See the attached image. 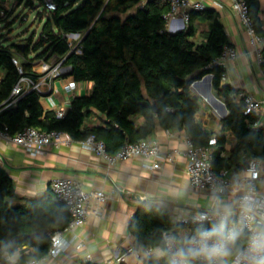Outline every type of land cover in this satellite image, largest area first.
I'll use <instances>...</instances> for the list:
<instances>
[{
	"label": "trees",
	"instance_id": "trees-1",
	"mask_svg": "<svg viewBox=\"0 0 264 264\" xmlns=\"http://www.w3.org/2000/svg\"><path fill=\"white\" fill-rule=\"evenodd\" d=\"M245 1L255 32L264 37L258 15L259 0ZM54 3L56 8L45 16L37 37L32 33L13 42L0 33L1 131L14 134L26 126L46 131L62 129L74 140L93 133L112 153L128 142L149 137L160 125L167 130H183L195 145H205L215 136L216 170H239L250 158H264V124L252 126L257 117L244 113L243 105L235 100L239 90L222 81L225 70L215 63L223 47L231 45L216 13L202 10L190 13V18L202 15L209 23L203 39L196 41L191 24L176 32L168 31L164 16L169 6L164 0H54ZM25 5L33 7L32 0H26ZM14 11L0 4V25L9 28L16 19ZM76 33L81 34L80 54L70 52L67 38L68 34ZM53 56L63 60V65L69 67L67 74L75 81L90 82V92L74 96L61 118L56 117L55 110L42 107L41 94L36 90L24 92L11 103V93L19 78L37 77L33 66ZM13 57L19 60L23 74L18 72ZM262 57L264 66V47ZM208 73L212 75L214 94L223 99L227 109L220 121V133L207 130L197 120L201 101L190 89L194 79ZM95 112L104 116L102 124L87 125ZM137 116L143 117L141 124L136 122ZM226 130L235 138V144L222 154L226 143L222 132ZM68 219L65 204L56 201L51 190L33 198L18 197L12 177L0 166V264L40 259L50 248L51 234L63 228ZM172 225L165 205L142 202L136 207L128 223L132 244L159 252L145 258L144 264H174L163 236ZM213 226L191 224L193 231ZM17 251L15 261L3 258L4 253Z\"/></svg>",
	"mask_w": 264,
	"mask_h": 264
},
{
	"label": "crops",
	"instance_id": "crops-1",
	"mask_svg": "<svg viewBox=\"0 0 264 264\" xmlns=\"http://www.w3.org/2000/svg\"><path fill=\"white\" fill-rule=\"evenodd\" d=\"M200 1L204 6L202 11L217 14L228 41L237 52L236 58L223 67V82L264 100V66L257 62L243 25L225 0ZM10 2L12 1L0 0L3 6ZM258 15L264 30V0H259ZM188 24L194 28L193 39L202 40L209 27L202 15H192L188 22H184L183 28L180 19L167 29L170 32L179 28L182 30ZM66 76L69 77L62 75L55 78L52 89L41 95L40 102L44 109L68 108L74 96L90 92V82H78L74 92L66 93L63 90ZM190 89L201 101V108L196 114L197 120L207 130L220 133L224 109L221 99L214 95L212 78L209 80L204 75L199 82L191 83ZM103 119L102 114L95 112L86 124H102ZM136 122L141 124L143 117L137 116ZM183 133L180 129L167 130L160 125L156 126L149 138L156 140L162 151H178L171 162L161 161L160 167L156 169L142 168L141 157L108 164L102 157L84 148L79 140H73L70 144L50 145L44 154L31 155L0 136V166L12 177L18 197L33 198L42 195L50 190V182L58 177H71L83 189L102 190L107 195L106 201L101 205L91 202V211L84 225L66 234L69 237L75 233L84 247L75 249L72 246L57 257H48L39 264H113L117 250H124L133 242V237L128 232V223L136 207L142 202L165 205L172 221L179 220L193 210L232 206L231 197L214 198L205 191L192 188L186 173ZM222 134L226 138L225 150L222 151L225 154L234 146L235 138L228 130ZM95 209L97 212H93ZM88 254L90 259L86 258ZM11 255L10 261H15L19 253L17 251ZM132 262L133 256L128 255L127 264Z\"/></svg>",
	"mask_w": 264,
	"mask_h": 264
},
{
	"label": "built area",
	"instance_id": "built-area-1",
	"mask_svg": "<svg viewBox=\"0 0 264 264\" xmlns=\"http://www.w3.org/2000/svg\"><path fill=\"white\" fill-rule=\"evenodd\" d=\"M164 1L169 6L164 16L167 27L180 19L183 23L188 22L192 11H200L204 8L200 0ZM225 1L243 25L248 35V42L256 54V60L261 64L263 60L264 37L255 32L246 1ZM41 3L46 13L56 8L54 0H42ZM1 14H3V10H1ZM67 38L71 47L70 52L74 51L80 54L79 41L81 34H68ZM236 56L237 52L235 48L231 45H225L215 63L224 67L226 63L233 61ZM12 61L16 65L18 72L23 74V68L19 60L13 57ZM68 70L69 67L63 65V60L54 56L50 60L37 62L33 66V71L38 76L22 75L13 87L11 103L16 101L17 96L22 95L28 90H36L41 95L45 91L51 90L53 80L62 77V75H68ZM224 79L225 75H223L222 81ZM77 84L78 82L69 76L63 83V90L66 93H72L76 89ZM235 100L243 105L245 114H253L257 117L252 124L253 127L264 124V100L255 98L245 90H239L235 94ZM66 109L65 107L55 109L56 117H63ZM0 136L10 143L20 146L31 155L44 154L50 145L70 144L74 140L65 130L52 129L46 131L33 126H26L14 134L0 130ZM182 138L185 143L186 173L192 188L205 191L214 198L222 196L231 197L233 203L232 206L226 208L209 207L193 210L187 215L182 216L179 220L173 221V225L164 231L163 236L170 261L172 263L176 262V264H178L175 256L177 250L182 247L187 248L199 231L209 229L201 227L193 231L191 224L218 225L221 221H226L231 226L240 218V202L245 195L252 196L259 210L264 211V191L260 190L262 172L264 170V158H250L247 160L246 165L239 170L232 168L216 170L213 166L217 147L215 136L210 137L205 145H195L185 132L182 134ZM79 142L84 148L102 157L108 164H114L133 157H141L143 158L141 167L145 169L159 168L161 161L171 162L178 154V151L175 149L162 151L159 143L149 137L141 138L136 142H128L112 153L106 150L104 141L98 139L93 133L79 140ZM149 159L150 161H148ZM239 187H241L239 190H235ZM49 188L55 200L65 204L69 213L68 222L63 228L51 234V244L46 255L40 259H31L23 264H39L48 257H57L72 246L75 249L83 248L84 243L78 241L75 233L69 237L66 234L84 225L91 211L89 209L91 202L101 205L107 199V195L102 190L87 191L71 177L55 178L50 182ZM226 209H231V214H227ZM93 212H97V210L95 209ZM246 232L247 230H245V234ZM56 239L60 241L59 246L55 244ZM155 254H159V252L151 247L143 245L134 246L131 243L124 250H117L113 264H127L128 255H132L134 258V262L130 264H144L145 258ZM90 257L89 254L86 256L87 259H90ZM3 258L6 261H10L12 255L6 252L3 254ZM195 264H199V262L197 261Z\"/></svg>",
	"mask_w": 264,
	"mask_h": 264
},
{
	"label": "clouds",
	"instance_id": "clouds-1",
	"mask_svg": "<svg viewBox=\"0 0 264 264\" xmlns=\"http://www.w3.org/2000/svg\"><path fill=\"white\" fill-rule=\"evenodd\" d=\"M240 208V218L231 226L221 221L199 231L187 248H179L175 253L178 264H264V211L249 195L242 198ZM226 213L231 214V209ZM55 244L60 245L59 239Z\"/></svg>",
	"mask_w": 264,
	"mask_h": 264
},
{
	"label": "rangeland",
	"instance_id": "rangeland-1",
	"mask_svg": "<svg viewBox=\"0 0 264 264\" xmlns=\"http://www.w3.org/2000/svg\"><path fill=\"white\" fill-rule=\"evenodd\" d=\"M11 1L12 2L7 3L5 7L14 8V17H16V19L9 28H5L0 25V33H2L8 41L13 42H18L20 39H25L32 33H34V36L37 37L40 30L42 29L45 16L47 15V13L44 12L41 1L32 0L33 7L26 6V0H23L22 3L18 0ZM38 14H42V18H40ZM220 99L223 101L222 98ZM220 111L222 112V108ZM260 190L264 191V170L262 172Z\"/></svg>",
	"mask_w": 264,
	"mask_h": 264
},
{
	"label": "water",
	"instance_id": "water-1",
	"mask_svg": "<svg viewBox=\"0 0 264 264\" xmlns=\"http://www.w3.org/2000/svg\"><path fill=\"white\" fill-rule=\"evenodd\" d=\"M183 27H184V23L182 22L181 28H183ZM181 28H179V29L176 30V31L181 30ZM176 31H171V32H176ZM21 47H22V45H21ZM205 76H206L209 80H211V78H212V75H211L210 73L206 74ZM199 80H200V78H199V79H194V80L192 81V83H193V82L197 83V82H199ZM214 95H215V94H214ZM215 96H216V95H215ZM220 102H221V104H222V106H223V109H224V114H223V116H222V117L224 118V117L226 116L227 109H226V106H225L224 101L220 100ZM153 110H154V112L157 111V102H154V103H153ZM43 231L45 232L46 230L43 229Z\"/></svg>",
	"mask_w": 264,
	"mask_h": 264
}]
</instances>
